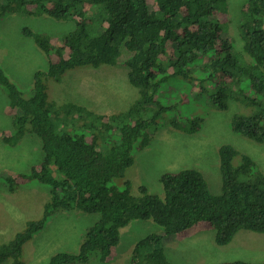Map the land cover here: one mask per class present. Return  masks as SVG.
<instances>
[{
	"label": "trees",
	"instance_id": "obj_1",
	"mask_svg": "<svg viewBox=\"0 0 264 264\" xmlns=\"http://www.w3.org/2000/svg\"><path fill=\"white\" fill-rule=\"evenodd\" d=\"M226 8V0H0V19L47 16L71 21L74 27L55 43L54 37L22 31L49 60L45 71L34 74L30 91L20 90L0 67V89L7 108L15 111L13 132L1 141L16 142L26 132L41 140L43 161L19 177L48 191L41 216L0 244V264H21L23 246L57 211L77 210L98 218L77 253L54 254L48 264H87L91 256L98 263L113 260L120 230L135 220L152 221L163 235L139 240L129 264H174L160 245L162 236L184 240L205 226L217 246L228 245L240 230L264 233V175L249 156L228 145L218 149V194H212L193 169L163 174L161 197L145 187L132 195L128 180L121 188L112 185L125 178L134 153L149 144L162 115L169 113V127L187 134L203 120L182 114L176 102L159 103L161 90L172 80L187 82L189 92L207 97L215 110H226L230 102L239 105L229 121L231 131L264 144V0H246L241 8L236 24L241 51L226 36ZM90 23L93 31L99 29L95 35ZM123 51L129 57L120 61ZM119 64L127 69V83L135 90L132 99L124 88L117 95L128 108L105 117L47 96V79L59 82L68 71ZM182 97L179 93V100ZM236 158L238 164L233 165ZM3 180L13 192V180Z\"/></svg>",
	"mask_w": 264,
	"mask_h": 264
},
{
	"label": "rangeland",
	"instance_id": "obj_2",
	"mask_svg": "<svg viewBox=\"0 0 264 264\" xmlns=\"http://www.w3.org/2000/svg\"><path fill=\"white\" fill-rule=\"evenodd\" d=\"M245 1L226 0V36L234 41L238 51H241V41L236 24ZM94 11L93 9L92 12ZM92 26L90 23L88 27L91 34L95 35V31L98 32L99 29L93 31ZM73 28L71 21L47 16L13 14L0 19V67L8 80L18 88L30 91L34 74L45 71L48 66V58L35 47L30 38L23 36L24 29L44 35L50 40L54 37L52 43H55ZM128 57L129 54L123 51L120 61ZM245 59L247 61L246 57ZM126 73L127 69L120 64L114 67L101 66L98 69L83 68L68 71L61 76L59 82L47 79L44 84L49 100L80 104L94 115L106 117L125 106L128 108L125 101L117 96L123 88L130 99L135 96V90H131L127 83ZM168 88H173L174 91L170 92ZM191 91H196L195 87ZM161 93L163 95L159 100L160 104L176 102L182 114L197 115L203 120L192 133L187 134L183 130L177 131L169 127V113L162 115L149 144L134 153L133 164L126 171L125 178L117 179L112 185L119 187L123 181L128 180L132 195H138L139 187H145L148 193L161 197L159 178L163 174L193 169L202 174L210 192L218 194V149L226 145L249 156L255 162L257 170L264 175V144L236 135L229 127L231 116L239 105L230 102L226 110H215L207 97L190 93L189 84L180 80L169 82ZM179 93L183 94L182 100L178 98ZM7 106L5 93L0 89V174L27 173L43 158L41 142L29 134L10 144L1 141L2 137H10L13 132L15 111ZM68 129L70 127H64V130ZM232 164L237 165L238 158ZM17 182L19 184L15 186L19 187L8 192L4 187V180L0 178V244L8 242L27 222L37 220L41 216L43 204L48 200L46 188L34 183L24 184L26 181L19 179ZM97 218V215L95 217L77 210L57 211L48 219L44 228L23 246L20 263L48 264L54 254L77 253L85 231ZM207 229L205 226L202 232L184 240L162 236L160 245L174 264H218L236 260L248 263L264 262V233L240 230L234 234L228 245L217 246L213 242V232ZM151 234L163 235L162 228L150 220L132 221L120 230L113 260L98 263L91 256L87 264H129L134 244Z\"/></svg>",
	"mask_w": 264,
	"mask_h": 264
},
{
	"label": "clouds",
	"instance_id": "obj_3",
	"mask_svg": "<svg viewBox=\"0 0 264 264\" xmlns=\"http://www.w3.org/2000/svg\"><path fill=\"white\" fill-rule=\"evenodd\" d=\"M73 23V22H72ZM26 134H29V135H33V136H35L34 134H30V133H27L26 132ZM25 134V135H26ZM1 136V135H0ZM35 137H37V136H35ZM3 138V137H2ZM1 138V139H2ZM8 138V137H7ZM38 138V137H37ZM39 139V138H38ZM40 140V139H39ZM40 142H41V140H40ZM41 150H42V142H41ZM43 152V151H42ZM43 159H44V155H43V158H42V160H41V162L43 161ZM40 162V163H41ZM40 163H38V165L40 164ZM38 165H34L32 168H34L35 170H37L38 169ZM53 170V169H52ZM53 172V174H55V172H54V170L52 171ZM177 173V172H176ZM20 174H24V173H17V174H15V175H4V174H0V176H4V177H10L12 180H13V186H15V185H17V184H19L18 182H17V179H19V180H23V178H20L19 177V175ZM167 174H170V173H167ZM173 174H175V173H173ZM3 177V178H4ZM2 178V179H3ZM4 187L6 188V190L8 191V189H7V186L4 184ZM130 188H131V184H130ZM44 205V204H43ZM43 207V206H42ZM86 232V231H85ZM202 232V231H201ZM197 233H200V231H198V232H196V233H194V234H197ZM193 235V234H192ZM192 235H190L189 237H191ZM137 243H135L134 244V246L136 245ZM134 246H133V248H134ZM67 254H70V253H67ZM72 254V253H71Z\"/></svg>",
	"mask_w": 264,
	"mask_h": 264
},
{
	"label": "bare ground",
	"instance_id": "obj_4",
	"mask_svg": "<svg viewBox=\"0 0 264 264\" xmlns=\"http://www.w3.org/2000/svg\"><path fill=\"white\" fill-rule=\"evenodd\" d=\"M30 47L33 48L32 46H30ZM31 48H30V50H32ZM27 51H29V50H27ZM34 51H35V50H34ZM34 51H33V52H34ZM30 52H31V51H30ZM35 52H36V51H35ZM31 53H32V52H31ZM31 53H30V55H31ZM22 57H23V55H22ZM147 60H148V59H147ZM147 62H148V61H147ZM144 63H145V61H144ZM151 64H152V62H151ZM129 66H130V65H129ZM148 66H149V65H148ZM150 67H151V66H150ZM130 68H131V66H130ZM132 68H133V67H132ZM129 74H130V73H129ZM132 75H133V74H132ZM143 94H144V93H143ZM114 95H115V94H114ZM144 95H145V94H144ZM151 95H152V94H151ZM152 99H153V98H152ZM154 101H156V100H154ZM131 102H132V101H131ZM156 103H157V102H156ZM132 104H133V103H132ZM136 104H137V103H136ZM136 104H135V105H136ZM133 105H134V104H133ZM126 113H127V112H126ZM129 113H130V112H129ZM222 167H224V166H222ZM44 172H45V171H44ZM228 173H229V172H228ZM225 174H226V173H225ZM45 175H46V174H45ZM231 175H232V174H231ZM47 176H48V175H47ZM231 177H232V176H230V178H231ZM47 178H48V177H47ZM51 180H52V179H51ZM179 237H180V236H179ZM141 243H142V241H141ZM138 244H139V242H138ZM140 246H141V245H140Z\"/></svg>",
	"mask_w": 264,
	"mask_h": 264
}]
</instances>
